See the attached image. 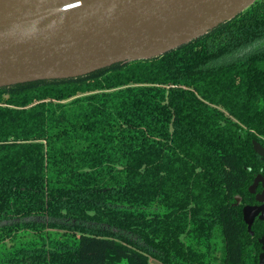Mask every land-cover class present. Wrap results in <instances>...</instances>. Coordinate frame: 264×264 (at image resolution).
<instances>
[{
    "label": "trees",
    "instance_id": "obj_1",
    "mask_svg": "<svg viewBox=\"0 0 264 264\" xmlns=\"http://www.w3.org/2000/svg\"><path fill=\"white\" fill-rule=\"evenodd\" d=\"M0 92V264H259L264 0L158 56Z\"/></svg>",
    "mask_w": 264,
    "mask_h": 264
},
{
    "label": "water",
    "instance_id": "obj_2",
    "mask_svg": "<svg viewBox=\"0 0 264 264\" xmlns=\"http://www.w3.org/2000/svg\"><path fill=\"white\" fill-rule=\"evenodd\" d=\"M256 0H0V87L84 75L175 49ZM264 158V145L253 141ZM259 184L263 190L258 191ZM243 207L251 235L264 220V176ZM264 264V236L259 238Z\"/></svg>",
    "mask_w": 264,
    "mask_h": 264
},
{
    "label": "crops",
    "instance_id": "obj_3",
    "mask_svg": "<svg viewBox=\"0 0 264 264\" xmlns=\"http://www.w3.org/2000/svg\"><path fill=\"white\" fill-rule=\"evenodd\" d=\"M152 262H153V263H157V261H156V260H154V259H152Z\"/></svg>",
    "mask_w": 264,
    "mask_h": 264
},
{
    "label": "built area",
    "instance_id": "obj_4",
    "mask_svg": "<svg viewBox=\"0 0 264 264\" xmlns=\"http://www.w3.org/2000/svg\"><path fill=\"white\" fill-rule=\"evenodd\" d=\"M0 96H1V92H0Z\"/></svg>",
    "mask_w": 264,
    "mask_h": 264
},
{
    "label": "rangeland",
    "instance_id": "obj_5",
    "mask_svg": "<svg viewBox=\"0 0 264 264\" xmlns=\"http://www.w3.org/2000/svg\"><path fill=\"white\" fill-rule=\"evenodd\" d=\"M238 199L240 200V198L238 197Z\"/></svg>",
    "mask_w": 264,
    "mask_h": 264
}]
</instances>
